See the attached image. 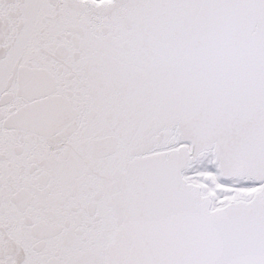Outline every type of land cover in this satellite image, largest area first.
<instances>
[{
  "label": "snow or ice",
  "instance_id": "obj_1",
  "mask_svg": "<svg viewBox=\"0 0 264 264\" xmlns=\"http://www.w3.org/2000/svg\"><path fill=\"white\" fill-rule=\"evenodd\" d=\"M0 264H264V0H0Z\"/></svg>",
  "mask_w": 264,
  "mask_h": 264
}]
</instances>
